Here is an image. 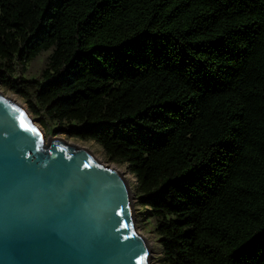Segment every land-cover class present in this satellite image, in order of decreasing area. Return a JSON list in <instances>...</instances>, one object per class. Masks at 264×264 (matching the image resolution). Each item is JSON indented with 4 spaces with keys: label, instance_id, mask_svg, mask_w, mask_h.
Wrapping results in <instances>:
<instances>
[{
    "label": "trees",
    "instance_id": "1",
    "mask_svg": "<svg viewBox=\"0 0 264 264\" xmlns=\"http://www.w3.org/2000/svg\"><path fill=\"white\" fill-rule=\"evenodd\" d=\"M0 87L128 164L162 264H264V0H0Z\"/></svg>",
    "mask_w": 264,
    "mask_h": 264
},
{
    "label": "water",
    "instance_id": "2",
    "mask_svg": "<svg viewBox=\"0 0 264 264\" xmlns=\"http://www.w3.org/2000/svg\"><path fill=\"white\" fill-rule=\"evenodd\" d=\"M125 173L0 90V264H152Z\"/></svg>",
    "mask_w": 264,
    "mask_h": 264
},
{
    "label": "rangeland",
    "instance_id": "3",
    "mask_svg": "<svg viewBox=\"0 0 264 264\" xmlns=\"http://www.w3.org/2000/svg\"><path fill=\"white\" fill-rule=\"evenodd\" d=\"M50 54H51V51L43 52L35 60L29 63L28 72H27L28 78L35 79L41 76L42 71L47 66V62H48V58ZM0 90H3L8 95L15 96L17 100L25 104L23 100L20 97H18L17 94L11 91L5 90L2 87H0ZM50 135L51 136L53 135L61 136L63 138L68 139L71 142H75L79 145H83V146L88 147L89 149H92L98 155V157H100L102 161L118 166L125 173L126 177L129 180V183L131 185V189L134 195L133 202H134V209H135L136 224H137L139 231H141L149 241V244L151 247L152 264H162L160 260L162 257V245L160 244L158 235L156 234L154 230L153 220L151 218L147 219V217L141 216V213H138L141 210V206L139 205V203L137 202V199L135 198L137 179H136L135 174L131 172L128 164L127 163L119 164V163L108 161L106 152L104 151L103 147H101L95 141L80 140V139L68 137L62 134H50Z\"/></svg>",
    "mask_w": 264,
    "mask_h": 264
},
{
    "label": "bare ground",
    "instance_id": "4",
    "mask_svg": "<svg viewBox=\"0 0 264 264\" xmlns=\"http://www.w3.org/2000/svg\"><path fill=\"white\" fill-rule=\"evenodd\" d=\"M11 96V95H10ZM14 99H17L15 96H12ZM91 151L98 157V155L91 149ZM100 159V157H98ZM101 160V159H100Z\"/></svg>",
    "mask_w": 264,
    "mask_h": 264
}]
</instances>
